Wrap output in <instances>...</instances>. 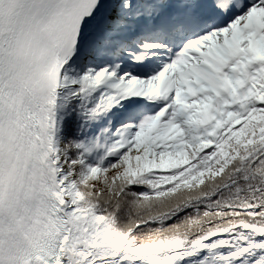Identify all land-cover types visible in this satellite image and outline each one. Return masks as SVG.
<instances>
[{
    "label": "snow or ice",
    "instance_id": "6c2138e0",
    "mask_svg": "<svg viewBox=\"0 0 264 264\" xmlns=\"http://www.w3.org/2000/svg\"><path fill=\"white\" fill-rule=\"evenodd\" d=\"M0 264H264V0H0Z\"/></svg>",
    "mask_w": 264,
    "mask_h": 264
}]
</instances>
